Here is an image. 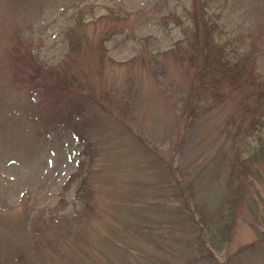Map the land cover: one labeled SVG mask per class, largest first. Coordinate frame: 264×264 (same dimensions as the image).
Listing matches in <instances>:
<instances>
[{
	"label": "rangeland",
	"instance_id": "obj_1",
	"mask_svg": "<svg viewBox=\"0 0 264 264\" xmlns=\"http://www.w3.org/2000/svg\"><path fill=\"white\" fill-rule=\"evenodd\" d=\"M216 3L224 36H258L264 69V0ZM188 5L0 0V264H264V152L249 162L227 242L216 245L221 237L203 222L200 236L190 213L195 203L213 213L226 198L229 161L264 142V113L249 127L234 95L189 121L175 147L190 69L162 51L183 37ZM78 15L101 16L83 27L76 68L82 91L107 109L83 93L46 92L27 75L28 50L44 65L65 58ZM111 23L118 30L99 63L92 42ZM75 105L87 112L65 117Z\"/></svg>",
	"mask_w": 264,
	"mask_h": 264
},
{
	"label": "trees",
	"instance_id": "obj_2",
	"mask_svg": "<svg viewBox=\"0 0 264 264\" xmlns=\"http://www.w3.org/2000/svg\"><path fill=\"white\" fill-rule=\"evenodd\" d=\"M218 8L216 0H189V5L185 9L188 23L183 29V37L173 46L162 51L165 54L170 53L175 60L184 63L190 69V83L182 98L178 114L182 127L177 136L175 147L181 145L183 128H186L189 121L210 105L224 102L234 95L240 96V98L238 97L240 107L236 111L238 117L248 114L249 127H253L256 123H263L261 116L264 113V69L261 62L260 41L255 35L246 38L243 32H239L234 38L228 37L225 32L226 36H224L223 25L220 21L222 13L216 11ZM168 13L175 16L176 21L180 18L174 10H169ZM107 14L112 13L109 11ZM128 14L129 12L125 11L122 17ZM83 17L76 16L73 24L67 27L65 37L68 50L65 58L59 63L44 65L34 57L32 51H27L29 56H26V60L33 65L32 71L27 75L35 87L42 88L46 92L54 94L76 92L81 96L84 94L89 102H97L107 109L105 102L98 96L96 97L89 90L85 93L82 91L86 87L89 88L87 81L81 79L76 68L79 54L86 49L83 45L88 43L89 39L83 27L91 22L96 23V19L100 20L101 16L91 20H86ZM119 25L123 26L121 23ZM116 29L117 23L105 25L100 31L98 39L92 42L95 45L94 49L99 63H102L105 57L104 42L118 30ZM80 112L87 111L83 110L81 105H75L64 115L73 119V116H77ZM77 139L80 140L79 137ZM263 147L264 142H261L258 147L250 150L245 156L234 153V158L229 161V166L225 170L228 194L215 212L213 210V213L202 215L200 207L196 206V203L195 209H192L188 204L196 224L202 228V222L210 224L208 229H210L211 235L221 237L213 241L216 245L229 240L231 226L238 210L237 200L246 199L247 196L249 177L252 173V164L250 165L249 162L252 157L256 158L258 154L264 152ZM84 150L85 145L81 152H85ZM78 164L76 165L78 166ZM75 173L76 171L71 173L69 178ZM82 183L81 179L76 186V193H83ZM225 200L226 204L224 205ZM195 210L199 214L198 218H196ZM202 228H199V235L203 233ZM200 242L205 244L201 239Z\"/></svg>",
	"mask_w": 264,
	"mask_h": 264
}]
</instances>
